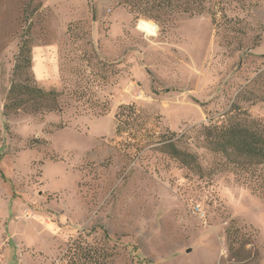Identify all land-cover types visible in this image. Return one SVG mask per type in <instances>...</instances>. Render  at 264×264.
Segmentation results:
<instances>
[{
	"label": "rangeland",
	"instance_id": "374dc122",
	"mask_svg": "<svg viewBox=\"0 0 264 264\" xmlns=\"http://www.w3.org/2000/svg\"><path fill=\"white\" fill-rule=\"evenodd\" d=\"M135 2L0 0V264H264V199L195 131L233 103L264 121L237 96L264 69V0ZM23 42L58 96L6 109Z\"/></svg>",
	"mask_w": 264,
	"mask_h": 264
},
{
	"label": "trees",
	"instance_id": "16d2710c",
	"mask_svg": "<svg viewBox=\"0 0 264 264\" xmlns=\"http://www.w3.org/2000/svg\"><path fill=\"white\" fill-rule=\"evenodd\" d=\"M173 0H136L139 7L141 3H150L153 9L170 11L174 8ZM179 1V0H178ZM182 12L190 15L203 12L202 8L210 0H180ZM214 18L212 19V23ZM15 64L12 70V81L10 84L9 97L13 98L10 105L16 109L27 102H38L40 100L52 99L58 96L54 90L45 92L35 85L34 75L31 73V48L25 42L21 43L19 51L15 56ZM26 75L24 82L19 78ZM254 91L262 94L256 95ZM240 101H264V69H262L251 83L238 95ZM133 105L120 106L116 117L126 116L128 111L132 112ZM196 136L201 147L205 148L211 155L219 158L218 165L223 170H229L236 179L250 190L264 199V121L250 117L237 103H233L228 112L216 121L202 124L196 129ZM160 138L158 143H164L160 150L178 163L197 173H202L198 162V156L187 149H181L176 141L163 142Z\"/></svg>",
	"mask_w": 264,
	"mask_h": 264
}]
</instances>
